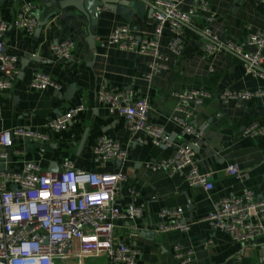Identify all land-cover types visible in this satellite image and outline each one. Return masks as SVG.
<instances>
[{"label":"crops","instance_id":"obj_1","mask_svg":"<svg viewBox=\"0 0 264 264\" xmlns=\"http://www.w3.org/2000/svg\"><path fill=\"white\" fill-rule=\"evenodd\" d=\"M25 2L35 5L27 16H34L38 22L30 34L15 25L18 10ZM207 2L212 22L206 24L204 16L196 14L192 17L194 26L181 27L179 37L184 46L180 55L167 50L173 32L169 26L163 28L158 44L169 58L168 68L151 76L147 75L148 56L99 45L120 25L130 26L138 36H153L155 26L146 5L140 7V15H132L131 22L114 12L98 9L96 25L90 30L85 17L69 14L72 9H59L54 0H1L0 3V17L7 23L2 38L4 51L17 58L11 87L0 90V130L27 128L42 136L40 139L14 137L3 168L21 171L25 162L36 161L43 170H48L50 163L59 166L68 160L78 169L118 170L114 162H102L92 154L99 136L118 141L127 149V157L119 169L125 180L114 201L122 208L132 203L141 205L143 214L135 220L116 221L113 237L115 242L129 244L139 251L138 264H180L173 257L175 247L193 251L188 264H264V236L242 244L214 229L204 219L214 201L238 196L245 189L264 198V136L243 135L251 122L264 123V98L255 96L225 103L219 98V93L225 89L264 92V77L249 73L238 55L224 51L207 54L203 48L206 39L199 31L208 26L220 40L243 42L247 28L264 31V5L262 0ZM193 4L194 0H181L179 8L185 12ZM64 12L69 15L61 18ZM64 39L75 42L74 52L68 59L55 58L51 46ZM245 50L253 48L247 46ZM262 55L264 58V48ZM35 72L49 74L63 90H30L28 82ZM101 86L130 90L136 97H146L148 122L163 127L164 137L170 140L171 146L131 143L123 119L109 115L96 101L95 93ZM184 88L210 92L198 106L192 122L202 129L198 138L182 134L171 120L177 103L173 92ZM79 105L83 110L67 128L59 132L45 128L47 121ZM82 139L84 142L79 149ZM186 144L194 147L198 169L207 174L212 183L210 190L202 186L189 187L185 180L187 169L169 175L145 168L146 161L168 158L176 146ZM17 150L21 154H17ZM231 164L237 166L239 177L226 173V167ZM160 208H181V222L188 225V230L156 232ZM76 252L75 248L67 255L65 264H113L103 256L81 257Z\"/></svg>","mask_w":264,"mask_h":264},{"label":"built area","instance_id":"obj_2","mask_svg":"<svg viewBox=\"0 0 264 264\" xmlns=\"http://www.w3.org/2000/svg\"><path fill=\"white\" fill-rule=\"evenodd\" d=\"M155 10L152 18L155 26L153 36H138L128 25L116 26L109 35L99 42L100 46H114L150 58L148 76L168 68V56L158 44L163 28H172L173 35L167 43V50L178 56L183 49L179 37L181 27L194 26L192 17L204 16L205 23L213 20L207 0H194L187 10L179 8L181 0H152ZM264 5V0H262ZM35 9L32 2H25L18 10L16 27L32 33L37 27L34 16L27 14ZM7 23L0 17V90L11 87L16 74L15 56L4 51L3 33ZM245 40L237 43L220 40L212 34L208 26L199 29L207 54L228 52L238 55L249 73L264 77V31L249 30ZM251 46L252 51L245 48ZM75 49L71 39L57 41L51 46L52 55L58 59H68ZM211 71L213 69L211 68ZM30 90L53 89L61 92V84L44 72H35L28 82ZM177 103L175 122L184 135L200 137L201 130L193 125L196 111L210 92L199 88H184L173 92ZM255 96L264 98L263 91L225 89L219 93L222 102L230 100H250ZM96 101L105 107L109 115L123 119L125 129L130 133V142L152 143L170 147V140L164 137L160 125L147 120L149 108L146 97H136L130 90H110L98 87ZM83 110L81 105L70 108L65 113L46 122L45 128L59 132L68 127L73 118ZM243 135L264 136V123L251 122ZM25 136L40 139L42 136L27 128L0 130V264H65L67 255L77 249L81 257L107 258L113 264H138L139 251L129 244L114 241V228L118 220H135L142 216L143 207L132 203L118 206L114 197L120 184L125 180L120 170L94 171L75 168L64 160L56 173L43 170L36 161L25 162L21 171H7V149L11 148L14 137ZM21 154L20 151H16ZM92 154L102 162L124 161L127 149L118 141L101 135L97 138ZM145 168L164 171L169 175L182 172L189 187L212 188L208 175L199 171L194 147L190 144L176 146L170 157L156 161H146ZM230 176L239 177L240 171L234 164L225 169ZM137 196V193H134ZM156 232L171 230L186 231L188 225L181 222V208H160L157 212ZM214 229L227 234L233 241L246 243L264 236V198L245 189L238 196L223 197L213 202L211 212L204 218ZM191 249L175 247L173 257L180 264H188L192 259Z\"/></svg>","mask_w":264,"mask_h":264},{"label":"water","instance_id":"obj_3","mask_svg":"<svg viewBox=\"0 0 264 264\" xmlns=\"http://www.w3.org/2000/svg\"><path fill=\"white\" fill-rule=\"evenodd\" d=\"M57 7L61 10L72 9L69 14L81 15L89 22V29L96 25L98 18V9H105L116 14L121 15L127 22H131V17L134 13L140 15L141 6H148L152 15L155 10V6L149 0H54ZM1 3V0H0ZM68 12H64L60 17L69 15ZM202 36V34H200ZM233 54V53H231ZM25 59H29L26 57ZM24 64V61H22ZM84 140L82 139L79 144V149L82 147ZM115 168L120 169L122 161H114ZM48 171L56 173L58 171V165L55 162L49 164ZM142 233H153L141 230Z\"/></svg>","mask_w":264,"mask_h":264}]
</instances>
